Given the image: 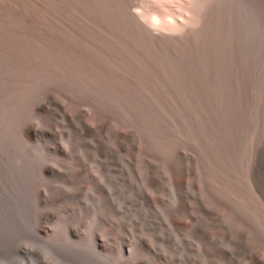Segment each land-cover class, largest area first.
Here are the masks:
<instances>
[{"label": "rangeland", "instance_id": "obj_1", "mask_svg": "<svg viewBox=\"0 0 264 264\" xmlns=\"http://www.w3.org/2000/svg\"><path fill=\"white\" fill-rule=\"evenodd\" d=\"M0 264H264V0H0Z\"/></svg>", "mask_w": 264, "mask_h": 264}, {"label": "bare ground", "instance_id": "obj_2", "mask_svg": "<svg viewBox=\"0 0 264 264\" xmlns=\"http://www.w3.org/2000/svg\"><path fill=\"white\" fill-rule=\"evenodd\" d=\"M174 1H175V0H174ZM183 1H184V0H183ZM48 2H49V1H48ZM61 2H62V4L64 5V8H65V6L68 4V0H61ZM128 2H129V1H128ZM78 3H79V2H78ZM142 3H143V2H142ZM147 3H148V2H147ZM181 3H182V2H181ZM183 3H184V2H183ZM214 3H215V2H214ZM221 3H222V2H221ZM139 4H141V3H139ZM184 5H185V4H184ZM141 6H142V4H141ZM143 6H144V5H143ZM128 7H129V6H128ZM183 8H184V7H183ZM145 9H146V8H145ZM185 9H187V8H185ZM137 10H138V9H137ZM141 10L143 11L142 8H141ZM182 10H183V9H182ZM188 10H189V9H188ZM218 10H219V9H218ZM124 11H125V10H124ZM127 11H128V10H127ZM127 11H126V12H127ZM126 12H125V13H126ZM194 12H195V11H194ZM176 13H177V12H176ZM197 13H198V12H197ZM77 14H78V13H76V15H77ZM134 14H135V15L137 14V15L140 16L141 18L144 16V15H143L144 13H139V12H137L136 10H134V11H132V12H131V11H128V12H127V15H128V16H126V17H127V18L129 17L128 19H130V20H131V19H134V17H135ZM178 14H179V13H178ZM195 14H196V13H195ZM76 15H75V16H76ZM137 15H136V16H137ZM80 16H81V15H80ZM191 16H193V15H191ZM191 16H190V17H191ZM228 16H229V15H228ZM78 17H79V16H78ZM143 18H144V17H143ZM139 19H140V18H139ZM196 20H197V19H196ZM134 21H135V19H134ZM142 21H143V20H142ZM125 23H126V22H125ZM142 23H143V22H142ZM149 28H150V27H149ZM191 28H192V27H191ZM156 29H157V28H156ZM219 29H220V28H219ZM157 30H158V29H157ZM154 31H156V30H154ZM156 32H157V31H156ZM160 32H161V31H160ZM155 35H156V34H155ZM172 38H173V37H172ZM197 39H198V38H197ZM161 44H162V43H161Z\"/></svg>", "mask_w": 264, "mask_h": 264}]
</instances>
